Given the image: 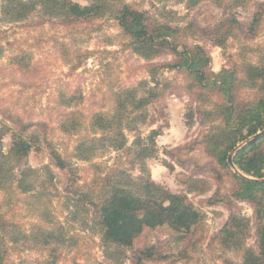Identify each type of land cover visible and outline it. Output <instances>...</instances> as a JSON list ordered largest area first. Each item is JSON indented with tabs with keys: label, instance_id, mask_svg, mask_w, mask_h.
I'll use <instances>...</instances> for the list:
<instances>
[{
	"label": "rangeland",
	"instance_id": "obj_1",
	"mask_svg": "<svg viewBox=\"0 0 264 264\" xmlns=\"http://www.w3.org/2000/svg\"><path fill=\"white\" fill-rule=\"evenodd\" d=\"M72 1L88 5L98 0ZM99 1L101 14L73 21L38 0H0L1 148L10 151L16 132L38 143L19 165L12 163L15 177L8 184L12 188L0 191L1 211L12 222L10 234L14 235L7 236V263L136 264L137 252L153 247L155 257L144 264H243V251L224 248L219 237L235 212L251 219L247 246L257 248L254 208L247 201L227 202L231 177L221 170L222 178H218L217 162L202 144L203 136L220 119L215 113L205 119L197 110H214L216 95L203 103L195 91L187 89L181 72L164 69L159 78L162 84L171 82L170 87L147 107L146 123L139 120L133 131L123 126L127 142L123 149L105 142L106 146L98 144L96 156L83 159L77 147L83 141L90 143L115 133L92 125L96 114L103 113L112 128H117L112 118V90L139 88L143 80L154 86L150 64L176 58L168 53L150 62L127 47L117 18L124 5L146 11L151 21L180 27V38L203 46L211 56V70L219 72L245 62L264 67V0ZM256 14L260 23L254 33L247 27ZM191 24L192 30L196 26L204 34H189ZM220 25L225 35L232 28V34L223 37L227 38L225 47L212 37ZM147 88L140 89V94ZM263 92L260 81L258 86L244 87L239 96L257 99ZM70 97L74 100L68 106ZM191 111L194 120L189 125ZM73 120L79 128L65 132L63 122L70 126ZM160 125L165 126L163 134L157 137L156 155L146 161L145 170L127 148L133 147L138 135L147 139ZM54 149L68 161L67 169L54 164ZM24 170H28L25 179L31 186L28 192L17 182ZM120 176L130 181L149 177L186 195L203 214V221L184 234L169 226L147 228L131 248L106 245L95 214L96 194L90 188Z\"/></svg>",
	"mask_w": 264,
	"mask_h": 264
},
{
	"label": "trees",
	"instance_id": "obj_2",
	"mask_svg": "<svg viewBox=\"0 0 264 264\" xmlns=\"http://www.w3.org/2000/svg\"><path fill=\"white\" fill-rule=\"evenodd\" d=\"M38 1L50 10L62 12L73 21L89 19L103 11V5L99 0L88 5L72 0ZM147 14L146 11L130 5H124L119 10L117 18L128 40L127 47L150 62L168 53L173 54L175 60L150 64L148 72L151 74L152 82H155L154 86L143 80L139 88L112 90L111 100H114L112 118L117 122V128H112L111 122H107L108 119L103 113L96 114L97 120L94 118L92 125L97 130L102 127L105 131L113 130L115 133L102 136L100 139H92L90 143L83 141L78 145L77 153L83 159H91L99 152L98 144L106 146L107 142L115 149H123L127 143L123 126L133 131L139 120L146 123L147 107L157 103L171 85L169 81L162 84L159 78L160 71L171 69L181 72L187 79V89L195 91L198 100L205 103L210 95L217 96L214 110L206 111L201 107L197 110L206 115L205 119H209L207 115L212 117L214 113L220 119V123L215 124L203 136L202 144L207 154L217 162L215 170L218 178H222L221 174L219 176L221 170H227L231 177V193L225 198L227 202H250L257 220V248L247 246L251 219L235 212L221 230L219 242L224 248L243 251V264H264V181L254 180L264 178V135L246 144L234 155L233 160L239 172L228 162L230 153L240 143L264 130V92L257 99L254 97L242 99L239 96L244 87L258 86L260 81L264 83V67L245 62L241 66L236 64L234 68L225 67L219 72H214L210 68L211 56L203 46L188 44V41L180 38L182 31L180 27L151 21ZM259 23V14H256L247 29L255 33ZM237 25L245 28L244 23L238 22ZM192 29L191 24L188 27L189 34H204V31H200L196 26L194 30ZM244 30L246 29L242 31ZM231 32L232 28L229 27L225 35L220 25L211 36L218 39L216 42L220 47H225L227 38L223 37L230 36ZM144 86L148 88L140 94L139 90ZM73 100L74 97H70L66 104L71 106ZM188 117V124L192 125L194 111H191ZM164 127L160 125L152 129L147 139L138 135L133 142L135 148L132 146L127 148L145 170H148L146 161L156 155L157 137L163 134ZM78 128L79 124L74 120L70 126L66 121L62 124L65 132L77 131ZM2 143L3 133H0V191L12 188L8 186L10 180L15 177L13 174L15 166L12 163L19 165L38 144L35 138L29 139L17 132L13 135L8 153L1 148ZM52 159L58 168L64 170L69 166L66 158L55 149L52 150ZM27 172L28 170H24L23 176L17 182L18 187L28 192L31 186L25 179ZM90 189L96 194V198L93 199L95 214L101 227L102 240L108 246L131 248L147 228L169 226L182 234L190 233L203 221V214L186 195L174 193L149 177L140 176L137 181H130L122 176L112 181L111 177H108L101 186L96 185ZM1 208L0 205V264H8L6 240L7 236L11 235L12 222H9ZM154 252L156 253L153 247L138 251L136 264H144L146 259H153Z\"/></svg>",
	"mask_w": 264,
	"mask_h": 264
},
{
	"label": "water",
	"instance_id": "obj_3",
	"mask_svg": "<svg viewBox=\"0 0 264 264\" xmlns=\"http://www.w3.org/2000/svg\"><path fill=\"white\" fill-rule=\"evenodd\" d=\"M264 135V130L262 131H259L256 135L254 136H251L249 139L245 140L244 142L240 143L229 155V158H228V162L230 163L231 166L234 167V169L236 171L239 172V169L236 167L235 163H234V160H233V157L234 155L242 148L244 147L246 144H249L255 140H257L258 138L262 137ZM246 176V175H245ZM248 177V176H247ZM250 179H252V177H248ZM254 180H258V181H264V178L262 179H254Z\"/></svg>",
	"mask_w": 264,
	"mask_h": 264
}]
</instances>
